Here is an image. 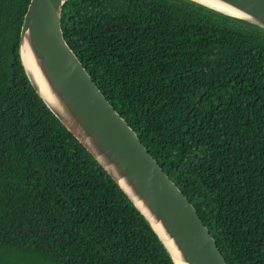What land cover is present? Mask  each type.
Instances as JSON below:
<instances>
[{
    "label": "trees",
    "instance_id": "trees-1",
    "mask_svg": "<svg viewBox=\"0 0 264 264\" xmlns=\"http://www.w3.org/2000/svg\"><path fill=\"white\" fill-rule=\"evenodd\" d=\"M0 0V264H172L32 88ZM63 37L226 264H264V29L191 0H68Z\"/></svg>",
    "mask_w": 264,
    "mask_h": 264
},
{
    "label": "water",
    "instance_id": "water-1",
    "mask_svg": "<svg viewBox=\"0 0 264 264\" xmlns=\"http://www.w3.org/2000/svg\"><path fill=\"white\" fill-rule=\"evenodd\" d=\"M67 1L29 2L18 53L32 88L144 217L172 264H226L193 205L99 91L66 43L61 13ZM191 1L264 29V0H209L233 13Z\"/></svg>",
    "mask_w": 264,
    "mask_h": 264
},
{
    "label": "bare ground",
    "instance_id": "bare-ground-1",
    "mask_svg": "<svg viewBox=\"0 0 264 264\" xmlns=\"http://www.w3.org/2000/svg\"><path fill=\"white\" fill-rule=\"evenodd\" d=\"M200 1L204 2V3L207 4V5H210V6H212V7L218 8V9H220V10H222V11L229 12V11H227V10H225V9L220 8L217 4H215L214 2H211V1H209V0H200ZM229 13H233V12H229ZM176 263H177V262H176ZM178 264H181V263H178Z\"/></svg>",
    "mask_w": 264,
    "mask_h": 264
}]
</instances>
